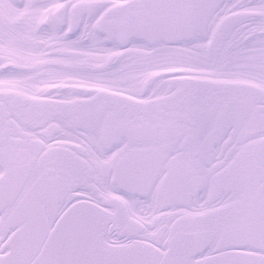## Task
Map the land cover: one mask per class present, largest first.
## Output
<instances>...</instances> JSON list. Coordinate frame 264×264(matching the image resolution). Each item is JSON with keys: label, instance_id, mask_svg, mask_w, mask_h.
Returning a JSON list of instances; mask_svg holds the SVG:
<instances>
[{"label": "snow or ice", "instance_id": "obj_1", "mask_svg": "<svg viewBox=\"0 0 264 264\" xmlns=\"http://www.w3.org/2000/svg\"><path fill=\"white\" fill-rule=\"evenodd\" d=\"M0 264H264V0H0Z\"/></svg>", "mask_w": 264, "mask_h": 264}]
</instances>
